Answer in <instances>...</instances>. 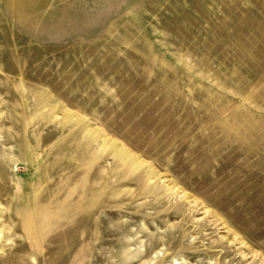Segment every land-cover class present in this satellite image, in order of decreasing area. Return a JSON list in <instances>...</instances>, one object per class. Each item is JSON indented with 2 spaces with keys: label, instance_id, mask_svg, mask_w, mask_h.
I'll list each match as a JSON object with an SVG mask.
<instances>
[{
  "label": "rangeland",
  "instance_id": "374dc122",
  "mask_svg": "<svg viewBox=\"0 0 264 264\" xmlns=\"http://www.w3.org/2000/svg\"><path fill=\"white\" fill-rule=\"evenodd\" d=\"M0 264H264V0H0Z\"/></svg>",
  "mask_w": 264,
  "mask_h": 264
},
{
  "label": "bare ground",
  "instance_id": "6f19581e",
  "mask_svg": "<svg viewBox=\"0 0 264 264\" xmlns=\"http://www.w3.org/2000/svg\"><path fill=\"white\" fill-rule=\"evenodd\" d=\"M15 13H16V10H15Z\"/></svg>",
  "mask_w": 264,
  "mask_h": 264
}]
</instances>
